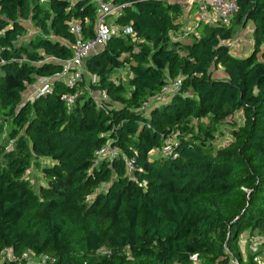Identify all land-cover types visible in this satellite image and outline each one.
Listing matches in <instances>:
<instances>
[{
  "label": "trees",
  "instance_id": "1",
  "mask_svg": "<svg viewBox=\"0 0 264 264\" xmlns=\"http://www.w3.org/2000/svg\"><path fill=\"white\" fill-rule=\"evenodd\" d=\"M105 1L121 6L115 22L133 33L87 58L96 84L85 74L70 86L57 74L73 54L71 25L93 37L98 1L0 0V130L14 141L0 149V252L54 257L43 264H196L194 254L201 264H258L240 241L264 235V0H237L229 25L199 20L185 53L170 38L182 26L178 1ZM28 20L38 31L23 38ZM251 23L252 51L234 54L229 41ZM129 59L126 85L111 73ZM218 65L230 76L214 77ZM37 77L52 78L49 90L25 98ZM178 77V89L153 100ZM103 91L108 100L93 95ZM236 111L243 121L224 147L194 134L193 120L213 127ZM171 137L173 152L152 158ZM108 142L120 155L98 159ZM33 161L49 181L40 189L27 176Z\"/></svg>",
  "mask_w": 264,
  "mask_h": 264
},
{
  "label": "built area",
  "instance_id": "2",
  "mask_svg": "<svg viewBox=\"0 0 264 264\" xmlns=\"http://www.w3.org/2000/svg\"><path fill=\"white\" fill-rule=\"evenodd\" d=\"M99 4V17L93 37L84 38L82 26L78 22L71 25V30L76 34V40L71 44L73 51L72 56L69 59L63 60V69L57 74L68 85L73 86L79 80H81L86 74V61L87 58L96 50L104 46L107 40L113 34L120 33H133L131 27H126L120 30L119 27L108 23L106 18L110 15H117L121 11V6L114 4L113 1L97 0ZM194 3H198L200 6V20L206 21L211 24L229 25L232 17L238 10L237 0H191ZM42 85L37 93H45L49 90L51 77H42ZM97 80V77H95ZM182 81V77H178L175 80L169 81L164 87L159 97H165L171 92L179 88ZM96 82V81H95ZM79 91H74L64 95V99L69 109L75 105V100L79 95ZM93 95L98 100H108L109 95L105 91L93 92ZM177 144L176 137L168 139L166 144L161 149H157L159 154H171L174 150V145ZM98 159L108 158L113 159L120 155V149L108 142L101 148L96 150ZM126 165L130 173H133L135 169V160L131 157H125ZM192 258L197 261V254L192 255ZM0 261L6 259L12 261H22L26 259L30 264H43L48 260H54V257L48 253L35 254L31 251H26L22 256L15 255L11 249L7 248L0 252Z\"/></svg>",
  "mask_w": 264,
  "mask_h": 264
},
{
  "label": "rangeland",
  "instance_id": "3",
  "mask_svg": "<svg viewBox=\"0 0 264 264\" xmlns=\"http://www.w3.org/2000/svg\"><path fill=\"white\" fill-rule=\"evenodd\" d=\"M46 2L47 0H42ZM114 15H110L106 18L108 23L113 21ZM182 26L177 32H172L170 38L174 43L177 49H180L185 53L184 46L186 43H190L193 38L197 35L196 30V19H192L191 16L183 14L181 17ZM28 32L23 36L27 38L32 32H37L38 29L34 25L33 21L28 20ZM129 59L123 67L115 69L111 76L117 82H122L126 85L129 84V78L132 75L130 69ZM88 81L91 80L93 84H96V78L91 76L89 73L86 74ZM214 77L217 78H227L230 76L229 71L222 65H218L214 71ZM41 77H37L31 83H29L25 93V98H33V96L39 91L40 86L42 85ZM160 99L156 97V100ZM155 100V99H154ZM243 121L242 112L236 111L233 115L229 116L227 119L222 120L213 127H207L205 124L209 122V118H204L200 120H193L191 125L194 128V134L198 135V140L207 145H212L215 148H222L227 145L232 140V131L236 127V123H241ZM0 149L14 147V141L11 138H8L5 133V127L0 130ZM153 158H156L154 156ZM42 163H48L47 159H40ZM27 176L32 180L33 185L40 189L46 185V182H49L48 179L43 175L38 161H33L32 165L28 169ZM97 188L99 186H96ZM241 252L245 257L249 255H254L255 260L258 264H264V235L254 232H245L240 241ZM1 260V259H0ZM1 262V261H0ZM196 264H201L198 260Z\"/></svg>",
  "mask_w": 264,
  "mask_h": 264
},
{
  "label": "crops",
  "instance_id": "4",
  "mask_svg": "<svg viewBox=\"0 0 264 264\" xmlns=\"http://www.w3.org/2000/svg\"><path fill=\"white\" fill-rule=\"evenodd\" d=\"M174 1H178L179 3L182 4V6L184 8L183 14L191 16L192 19H194V20L196 19V23L200 20V16H199L200 15V6L198 3H194L191 0H174ZM114 16L115 17L113 18V21L111 23L113 25L119 27L120 30H123L124 28H126V27H124V28L120 27L118 24H116L115 20H116L117 15H114ZM181 17H180V21H181ZM32 33H35V32H32ZM229 44L231 45L232 52L236 55L243 56V55H246L249 52H251L253 49V46H254L252 23L249 24L246 28L239 27L238 32L236 33L234 38L229 41ZM98 50H96V51H98ZM259 56L261 58H264V44L262 46V51L259 53ZM90 75L97 77L95 74H90ZM41 80H43L42 77H41ZM156 97H159V95L153 97V100L155 99L154 101H156V102H158L162 99V97H159L160 99L156 100ZM154 156H156V157L159 156V152L157 151V149L152 151V158Z\"/></svg>",
  "mask_w": 264,
  "mask_h": 264
}]
</instances>
